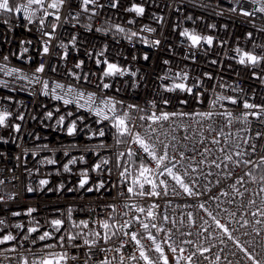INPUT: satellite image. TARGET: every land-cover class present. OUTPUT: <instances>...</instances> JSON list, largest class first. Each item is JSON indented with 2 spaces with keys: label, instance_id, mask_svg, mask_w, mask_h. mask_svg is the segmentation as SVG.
Segmentation results:
<instances>
[{
  "label": "built area",
  "instance_id": "obj_1",
  "mask_svg": "<svg viewBox=\"0 0 264 264\" xmlns=\"http://www.w3.org/2000/svg\"><path fill=\"white\" fill-rule=\"evenodd\" d=\"M24 3L26 1H20L16 5ZM98 4L103 7L90 5V10L85 12L80 0H67L58 11L48 9L49 12L56 11L60 16L58 22L48 16L43 25V31H51V23H58L48 54L42 52V44L48 37L41 32L39 20L43 18V10L39 6H33L35 15L31 23L22 12H0V63L7 68L20 70L12 76L0 72V81L5 82L0 84V112L12 113L6 122L10 126H0V220L4 221L0 224V238L5 235L16 237L13 241L0 244V264H24V260L33 264V261H39L53 252H67L66 264H101L106 258L112 264H121V257L123 264H145L142 260L130 259L133 254L139 257L138 246L130 243L122 232H118L109 242H101L91 248L84 246L83 237H80L63 246L45 249V244H55L56 241H40L38 237L44 231L53 232L50 226L52 219H64L65 228L75 234L81 230L73 229L71 222L67 220L69 209L73 220L95 219L103 216L102 209L108 204L116 205L113 216L119 223L124 220L132 221V229L124 231L143 233L132 217L140 215L144 222H149V218L126 209L123 204L148 208L153 202L160 205L156 209L158 213L170 217L169 222H164L160 216L156 220L159 226L165 228V232H162L164 236L168 238L170 235L169 242L178 249L177 252H172L173 262L170 261V264H177L176 258L181 255L191 256V264H254V260L264 264V191H261L264 189V181L260 180L264 176V164H261V159L264 158V136H256L257 132L264 133V117L258 120L249 116L245 121L242 115L256 111L244 109V100L264 104V64L255 68L249 64L241 65L239 59L242 53L235 51L240 48L242 51L264 55V13L257 11L264 7V3L260 0H119L118 5L112 7L111 0H98ZM134 4L145 8L143 16L128 11ZM243 11L254 14L244 16ZM117 26L124 31L120 32ZM145 28L154 31H144ZM185 29L200 36L210 35L214 42L207 45L202 41L194 48L191 41L181 35ZM132 32H136L137 36H131ZM157 40L160 41L159 45L154 43ZM61 43L68 47H59ZM65 51L68 53L67 59H61ZM101 52L103 56L99 55ZM5 56L8 57L7 60L3 59ZM145 56L148 57L147 60L144 59ZM97 59L117 63L135 71L136 75L104 78L103 82L111 83L112 88L101 92L96 85L100 82L105 65H98ZM81 60L84 63L77 69L75 65ZM164 61L168 63L165 64ZM41 64L45 65V71L36 73L41 82H31L35 69ZM53 67L55 71L50 70ZM71 72H76L81 80L77 81ZM184 72L188 73L187 83L190 86L199 82V91L203 93L199 99L202 102L197 101L195 94L164 91L163 86L174 82L165 77L174 78V74ZM21 76L29 79H21ZM85 76L90 83L85 82ZM44 80L49 82L47 96L42 94ZM55 82L66 87L73 86L86 93L112 96L125 104H138L141 108L150 107L148 102L155 100L156 107L151 110L157 112L161 110V99L165 98L170 103L163 106V110L168 112L233 113L230 125H226L225 118L219 115L213 116L211 121L200 117H185L164 122L162 128L153 125L168 133L167 138L161 137L165 143L172 142L171 137L175 135L176 139L172 143L176 147L169 148V155L177 156L176 170L181 174L187 170L190 175L184 177L185 181L191 183L194 180L195 191L202 194L188 196L167 178V196H134L129 199L117 195L121 191L118 183L121 178L120 169L116 166V156L120 152H127L128 147L137 152L140 150L135 144L117 145L112 135L113 130L105 127L107 121L97 125L95 115L75 105L65 106L62 101L55 100V94H64L59 89L55 94L51 92ZM219 96L233 97L241 103L234 105L228 100H220L214 109L211 108L212 101ZM181 100H187L188 103L180 104ZM49 111L53 112L51 119L47 117ZM68 112L73 115L68 116ZM21 115L23 120L18 119ZM60 115L65 116L63 125L58 123ZM78 116L83 117V120L76 119ZM72 120L76 121L77 131L68 135L66 128ZM139 123L142 122L137 121ZM16 124L20 125L18 132L11 127ZM174 126H178L175 132ZM98 128H104L106 136L92 138L90 132ZM221 129L224 135L220 134ZM138 130L142 135L147 134L145 128ZM185 136L187 139H184ZM214 138L221 143L212 144ZM101 140L106 142V147H100ZM152 142L159 151V142L154 137ZM252 145H255V152L252 151ZM205 147L209 152L202 156L201 152ZM221 147L225 149L224 152L220 151ZM181 150L185 152L183 159L178 155ZM237 151L242 153L239 158L235 156ZM95 153H99V156ZM141 155L145 157L144 163L155 168V162H151L142 152ZM225 155H232L233 160L250 159L252 164L244 165L241 162L237 165L225 161ZM81 156L84 157L83 160L80 159ZM101 158L111 161L106 166L112 168L111 174L106 170L102 173L91 170L92 165ZM214 158L217 163H221L220 168L211 164ZM72 159L76 160L75 164L69 163ZM48 160L56 163L49 164ZM201 160L205 163H198ZM139 162L137 157H125L121 161L122 165L129 167V180L138 174ZM65 164H68L70 171H64ZM191 168H197V171L193 173ZM84 170L88 171L90 184L94 185L98 179H102L108 187L113 184L116 187L110 192L103 189L100 192H88L85 189L89 185L84 189L79 188L78 182ZM249 171L252 177L245 175ZM241 177L242 183L235 184V188L240 190L236 192L232 185ZM42 179H47L49 183L40 185L39 181ZM173 187L176 192L172 191ZM29 188L33 191L29 192ZM223 192H228V195H222ZM201 203L216 220L229 229L231 239L223 229L217 227L212 216L200 208ZM29 209H34L31 215L28 214ZM125 212L128 213L127 216L123 215ZM189 212L193 214L194 224L189 221ZM14 213L20 215H13ZM171 220L176 223L172 224ZM17 224L23 227L17 228ZM31 227H36L38 231L30 233L28 229ZM92 229L101 230L98 225H92ZM89 230L83 231L86 233ZM152 231L154 234V229ZM53 234L57 237L67 235L64 229ZM157 241L160 242L158 238ZM121 242L125 246L117 253L115 248ZM142 243L153 259L159 256L154 250H149L150 241L142 238ZM76 244L80 246L77 247ZM100 247L109 251L101 252ZM179 248H184L185 251L181 254ZM205 248L210 250L201 254ZM249 255L254 259H249ZM160 264H163L162 260ZM179 264L189 262L180 259Z\"/></svg>",
  "mask_w": 264,
  "mask_h": 264
},
{
  "label": "snow or ice",
  "instance_id": "obj_2",
  "mask_svg": "<svg viewBox=\"0 0 264 264\" xmlns=\"http://www.w3.org/2000/svg\"><path fill=\"white\" fill-rule=\"evenodd\" d=\"M67 0H26V3L16 5L14 3V0H0V12H7V13H20L22 12L23 15L27 18L28 22H33L32 17L35 15V12L33 10V6H39L40 9L43 10V18L39 20V24L41 25V32L42 35L45 37H48V40L45 41L42 44V52L43 54L49 53V44L51 43V40L54 38V34L56 31V28L58 27V23L52 22L51 23V31H43V25L45 24V20L48 16H52L54 18V21L58 22L60 20V16L57 14L56 11L49 12L48 9L53 10H59ZM256 2V0H254ZM260 2L264 3V0H260ZM112 7H116L119 3V0H111ZM81 7L83 11L87 12L89 11L90 5H98L99 7H103V5L98 4V0H80ZM128 11L135 13L138 16H143L145 13V8L141 5H132ZM257 11L264 13V7H260L257 9ZM242 14L244 16H252L254 13L250 11H243ZM130 23H134V21H130ZM118 30L120 32H123L124 29L120 28L119 26ZM214 27V26H213ZM144 31H154V29L151 28H145ZM99 31V29H97ZM181 35L186 37L189 41H191L192 47H198L201 42L203 41L207 45H212L214 42V38L212 36H200L195 33H191L188 30H184L181 32ZM131 36H137L136 32H132ZM75 40V37H73V41ZM155 45H159L160 41L157 40L154 42ZM74 46V44H73ZM61 48H67L68 45L61 43L59 45ZM27 51V49H25ZM237 53H242L240 55L239 63L241 65L249 64L252 67H256L257 65L264 64V55H256L251 52L242 51L240 48H237L235 50ZM100 56H103V52L99 53ZM68 53L65 51L61 59H67ZM4 60H7L8 57H4ZM145 60L148 59L147 56L144 57ZM83 61H78L75 65L77 69L81 68L83 65ZM96 63L99 65L103 63L105 65V68L102 71V76L100 79V82L96 85V87L103 92L104 90L111 89L112 84L111 83H105L104 78H115L118 76H124V75H132L135 76L136 72L131 71L130 69H126L125 67H122L114 62H109L108 60H100L97 59ZM165 64L168 63V61H164ZM215 63V62H213ZM51 71H55L56 69L53 67L50 69ZM19 69L16 68H7L6 65L0 63V72H4L8 76H12L14 73L19 72ZM45 71V65L41 64L35 69V73H33L31 77V82L40 83V78L36 75V73H43ZM77 81L81 80V77L76 72L70 73ZM205 75H208L205 73ZM255 75V73H253ZM21 79H29L27 76H21ZM211 79V77L209 76ZM165 79H173V83L170 85H165L164 91L166 92H183L187 93L189 95L195 94L197 101H200V97L203 95L201 91H199V82H194L193 85H189L187 83L188 80V73H176L174 74V78L165 77ZM85 82L90 83V81L87 80V76L84 77ZM179 81V82H175ZM0 84H5L4 81H0ZM194 88L196 89V92L194 93ZM49 82L47 80L43 81L42 84V94L47 96L49 95ZM61 90L64 94H55L57 90ZM235 90V89H234ZM116 91H119V89H116ZM242 91V90H241ZM51 92L54 95V99L57 101H62L63 105H75L79 109H84L87 112L95 115L97 117V120L95 123L97 125L104 123L105 121L108 122L105 127H110L112 131V135L114 138V141L117 145L122 143H129V144H135L137 145L140 152H137L132 147H128L127 152H120L116 156V166L119 171L120 180L118 183L121 185V191L117 194L121 198L128 197L131 199L134 196L144 197V198H152L156 197L159 198L161 196H167L169 194L168 190V179L170 178L171 181L174 182L176 186H178L180 189L183 190L185 194L188 196H199L202 193L195 191L194 184L195 181L193 180L191 183L185 181V176L190 175V173L185 170L183 174H181L177 169V156L176 155H169V148H175L176 145L172 142L175 141L176 137L175 135H172L170 143H165L161 137L167 138L168 133L164 131H160L157 127H153V125L160 126L162 128L164 122L167 121H174L177 118H192V117H200L202 120L211 121L213 116L219 115L223 116L225 118L226 125L231 124V120L233 117V113L223 111L220 113L214 112V111H201V112H193V113H187V112H181V111H174V112H168L163 110V106H167L170 101L168 99L162 98L160 101L161 104V110L159 112L152 111V108L156 107L157 102L155 100H152L148 102L150 107L148 108H141L138 104H125L124 101L116 100L112 96L107 95H98L96 92H85L83 90H78L77 88L73 86L66 87L64 84H61L59 82H55L54 87L51 89ZM220 100H228L232 104H238L241 103L240 100L233 98V97H224L219 96L217 97V100L212 101L211 108L216 107L217 101ZM83 101V102H82ZM187 100H181L180 104H187ZM223 107V105H221ZM242 107L244 109H256V111H249L243 113V119L247 121L249 116L255 117L256 119H261L264 117V104H255L250 103L247 100H244L242 102ZM57 111H59V108H57ZM143 113V114H140ZM12 113L8 111L0 112V126L8 127L6 122L11 117ZM72 112H68V116H72ZM47 117L51 119L53 117V112L49 111L47 112ZM18 119L23 120L24 117L21 115L18 117ZM76 119L83 120V117L78 116ZM65 116L60 115L58 117V123L61 125L64 124ZM137 121H140L142 123L137 124ZM200 121H198L199 123ZM13 127L14 131L20 130V125H11ZM85 127H90L88 125H85ZM176 127H173V132H175ZM140 128L146 129V135H142L141 132L138 130ZM68 135H73L77 131V124L75 120H72L69 122V126L66 128ZM220 134H223V130H220ZM90 136L92 138H103L106 136V132L104 128H98L96 131L90 132ZM257 137L264 136V133L257 132ZM129 138L128 140H125L123 138ZM153 137L156 141L159 142L160 148L159 151H157V145L152 142ZM184 139H187V136L184 137ZM201 143H203V140H201ZM212 144H220L221 141L219 139H213L211 141ZM247 143V141H245ZM106 142L104 140L100 141V147H106ZM252 151L255 152L256 148L255 145H252ZM89 151H94L93 149H88ZM221 152H224L225 149L223 147L220 148ZM141 152L143 154H146L148 158H150L151 162H155V168L149 166L148 163H144L145 157L141 155ZM209 149L205 147L201 155L203 156L205 153H208ZM99 156V153H95ZM179 158L183 159L185 157L184 151H179L178 153ZM242 153L240 151L235 152V156L237 158L241 157ZM127 158L137 157L140 161L137 168V175L134 179L129 180V176H131V173L129 171V167L126 165H122L121 161ZM81 160L84 159V157H80ZM225 161L233 162L237 165H239L241 162L244 165L252 164V161L250 159H245L243 161L236 159L233 160L232 155H225L224 157ZM47 163L54 164L56 163L54 160H48ZM71 164H75L76 160L72 159L69 161ZM111 163L109 159L101 158L99 162L92 165L91 170L93 172H103L106 170L109 174L112 172V168L106 167ZM198 163H205L204 160L199 161ZM211 164L215 166L216 168L221 167V163H217V160L214 158L211 161ZM261 164H264V158L261 159ZM259 167L260 165H256ZM191 167V166H190ZM64 171H70L68 164L64 165ZM197 168H191V172H196ZM245 175L252 177L251 171L246 173ZM81 179L78 182V187L81 189H84L86 185H89L85 190L88 192H100L101 189L104 191H112L113 188L116 187V184H113L111 187L107 186L106 181L102 179H98L94 185L90 184V177L88 175V171L84 170L81 173ZM165 177V178H162ZM261 181H264V176L260 177ZM243 177L239 178L234 182L232 185L233 188H235V184L242 183ZM2 183V181H0ZM49 181L47 179H42L39 181L40 185H47ZM219 183V181H217ZM236 192H239V188H235ZM29 192L33 191L32 188L28 189ZM173 192H176V188L173 187ZM261 191H264V189H261ZM222 195L227 196L228 192H223ZM214 199L215 197H211ZM0 200H2V197H0ZM252 203H255V201H252ZM123 206L126 209H129L135 213H141L145 217L149 218V222H144L141 219L140 215H133L132 220H134L137 224H139L140 228L143 230V233L138 231H124V229H132V221L130 220H124L123 223H119L115 217L113 216V213H116V205L115 204H108L103 209V216H98L97 218H89V219H80L78 221L72 219L71 210L69 209V213L67 216V220L71 222V227L73 229H80L81 231L76 232L75 234H72L68 231L67 228H65V220L64 219H52L50 221V226L53 229V232L50 231H44L42 234L39 235L38 239L40 241H46V240H55V244H45L44 248H54L57 245L63 246L66 242H74L77 241L80 237H83L82 244L84 246H88L89 248L97 246L98 244L107 243L110 240H112L113 237H116L118 232H122L123 236H126L129 238V242L135 244L138 246L139 251V257L136 255H132L130 257L131 260H142L145 262V264H160V261L162 260L163 264H170L169 257L165 255V248L162 247V243L167 244L168 249H170L171 252L175 253L177 252V247H173L171 243H168V240H164L162 242L157 241L156 235L153 234V229L157 232H165V228L159 226L156 223L157 217L160 216L164 222H169L170 217L168 215H164L163 213H158L156 209L160 207L158 203L153 202L150 207L145 208L142 206H136L135 204L129 205L127 203H124ZM200 208L204 209L208 213L209 216H212L211 212H208V210L204 207V204H200ZM32 211L34 209H29L28 214L31 215ZM13 215H20L19 213H14ZM123 215L127 216L128 213L125 212ZM192 213H188V218L191 223H195L194 220H192ZM253 215H256V213H253ZM212 219L215 221L217 227L223 229L225 234H228L229 238L231 239V234L229 233V229L224 225L221 224L219 220H216L214 216H212ZM260 221H257L259 223ZM4 221L0 220V224H3ZM172 224H175V220H171ZM92 225H98L99 231L92 229ZM17 228H22V225L17 224ZM64 229V232L67 233V235L61 234L60 236H55L53 233H59L61 230ZM84 229H90L88 232H84ZM30 233H36L38 229L36 227H31L28 229ZM204 231H207V229H204ZM183 235V233H182ZM188 235H191V233H188ZM88 237H93L92 239H89ZM142 238L147 239L150 241L149 250H154L155 253H158L159 256L156 259H153L149 254L148 251L145 249V245L142 243ZM16 237L13 235H5L2 238H0V244H3L5 242L13 241ZM27 239V237H25ZM168 239H171L170 235L168 236ZM181 243H191V241H181ZM75 246H80L79 244H76ZM125 245L123 242L119 246L115 248L116 252L119 253L121 251V247H124ZM44 249H41L43 251ZM210 249H203L201 254H203L204 251H209ZM99 251L106 252L109 251V249H106L104 247H100ZM180 253L182 254L185 249L179 248ZM246 251V250H245ZM68 259L67 252H53L48 253L43 258H41L39 261H33V264H66ZM75 259V257H73ZM180 259H186L189 264H191V256L184 257L181 255L180 257L176 258L177 264H179ZM219 259V257H217ZM249 259H254L251 255H249ZM121 264H123V257L120 258ZM24 264H28L27 260H24ZM101 264H112V261L109 259H104ZM254 264H259V261L254 260Z\"/></svg>",
  "mask_w": 264,
  "mask_h": 264
},
{
  "label": "trees",
  "instance_id": "obj_3",
  "mask_svg": "<svg viewBox=\"0 0 264 264\" xmlns=\"http://www.w3.org/2000/svg\"><path fill=\"white\" fill-rule=\"evenodd\" d=\"M17 0H14V3H16ZM20 1H26V0H20ZM160 220V218H158ZM154 234L157 236L158 240L160 242L164 241V240H168V238L166 236H164V234L162 232H157L156 230H154ZM168 243L169 240H168ZM162 247L165 248V254L169 257V260L171 261V263L173 262V255L172 252L170 251V249H168L167 244L162 243Z\"/></svg>",
  "mask_w": 264,
  "mask_h": 264
},
{
  "label": "rangeland",
  "instance_id": "obj_4",
  "mask_svg": "<svg viewBox=\"0 0 264 264\" xmlns=\"http://www.w3.org/2000/svg\"><path fill=\"white\" fill-rule=\"evenodd\" d=\"M19 2H20L19 0L16 1V3H19ZM16 3H15V4H16Z\"/></svg>",
  "mask_w": 264,
  "mask_h": 264
}]
</instances>
